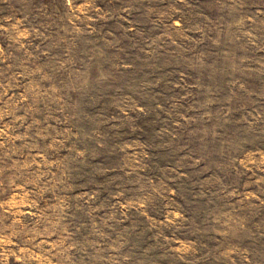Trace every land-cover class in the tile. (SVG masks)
<instances>
[{
	"label": "rangeland",
	"instance_id": "obj_1",
	"mask_svg": "<svg viewBox=\"0 0 264 264\" xmlns=\"http://www.w3.org/2000/svg\"><path fill=\"white\" fill-rule=\"evenodd\" d=\"M0 264H264V0H0Z\"/></svg>",
	"mask_w": 264,
	"mask_h": 264
}]
</instances>
